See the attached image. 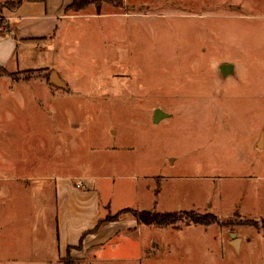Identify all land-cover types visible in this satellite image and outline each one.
<instances>
[{"label": "rangeland", "instance_id": "obj_1", "mask_svg": "<svg viewBox=\"0 0 264 264\" xmlns=\"http://www.w3.org/2000/svg\"><path fill=\"white\" fill-rule=\"evenodd\" d=\"M15 3L0 0L1 33ZM262 10L93 0L32 40L43 61L20 48L0 80V264H264ZM86 177L104 223L60 254L55 179ZM133 210L220 223L159 229Z\"/></svg>", "mask_w": 264, "mask_h": 264}, {"label": "crops", "instance_id": "obj_2", "mask_svg": "<svg viewBox=\"0 0 264 264\" xmlns=\"http://www.w3.org/2000/svg\"><path fill=\"white\" fill-rule=\"evenodd\" d=\"M34 3H38L37 5L41 4L43 8L41 13H20L23 7L20 5L18 8L11 10L9 14L4 15L8 21L9 28L0 34V80L10 77L3 76L2 73H13L14 70L11 71L9 67L15 61L20 48H23L25 56L33 51V56L30 55L32 58L37 55L36 59L44 60L42 58L43 55L38 53L42 51V47L31 42L36 39H50L54 35V31L58 29V24L69 18L67 13L73 4V0H45L44 3ZM34 3H26V6L30 9L31 5H35ZM253 5L260 10L264 9V2L261 0H253ZM245 17L251 16L246 15ZM258 17L264 18V15ZM14 69L16 71L18 67ZM75 181L71 180V178L55 179L54 186L57 195L56 233L60 254L68 247L79 244L82 238L84 239L86 234L90 233L103 217L96 179L82 178L81 181L85 185L83 189L77 188ZM106 228L109 227L106 225L97 234L91 235L92 238L100 241L102 238L101 234L110 235V230ZM86 237L89 240L88 234ZM87 238L85 239L87 240Z\"/></svg>", "mask_w": 264, "mask_h": 264}, {"label": "trees", "instance_id": "obj_3", "mask_svg": "<svg viewBox=\"0 0 264 264\" xmlns=\"http://www.w3.org/2000/svg\"><path fill=\"white\" fill-rule=\"evenodd\" d=\"M20 3H15L13 9L18 8L21 5ZM30 2H40L44 3L45 0H26ZM93 0H73L72 6L68 11L72 10H83L88 6ZM19 4V5H18ZM1 34V31H0ZM134 218L142 224L147 226H152L159 229L164 228H173L175 230H181L183 226L195 225V226H211L217 223H220L219 218L213 214H201L196 212H156V211H137L133 210ZM104 221L100 219L97 226L90 232L95 233L98 231ZM89 234V233H87ZM86 234V235H87ZM84 239L82 238V241ZM81 241V242H82Z\"/></svg>", "mask_w": 264, "mask_h": 264}, {"label": "water", "instance_id": "obj_4", "mask_svg": "<svg viewBox=\"0 0 264 264\" xmlns=\"http://www.w3.org/2000/svg\"><path fill=\"white\" fill-rule=\"evenodd\" d=\"M233 70H234V67H233L232 65H223V66H221V72H222L223 76H227V75L233 73ZM160 114H162V112L158 110V111H157V114H156V121H159V116H160ZM233 236H235V235H233ZM239 244H240V240H239V239H235V240L232 242V245H233L237 250H239V249H238Z\"/></svg>", "mask_w": 264, "mask_h": 264}, {"label": "built area", "instance_id": "obj_5", "mask_svg": "<svg viewBox=\"0 0 264 264\" xmlns=\"http://www.w3.org/2000/svg\"><path fill=\"white\" fill-rule=\"evenodd\" d=\"M77 188H83V185L82 184H77Z\"/></svg>", "mask_w": 264, "mask_h": 264}]
</instances>
